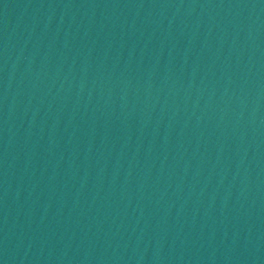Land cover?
<instances>
[{"label":"water","instance_id":"95a60500","mask_svg":"<svg viewBox=\"0 0 264 264\" xmlns=\"http://www.w3.org/2000/svg\"><path fill=\"white\" fill-rule=\"evenodd\" d=\"M0 80L239 264H264V0H0Z\"/></svg>","mask_w":264,"mask_h":264}]
</instances>
